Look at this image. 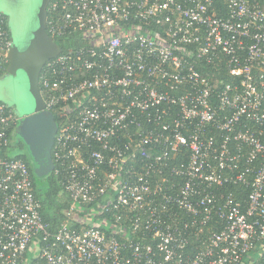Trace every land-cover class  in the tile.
<instances>
[{"label": "built area", "instance_id": "built-area-1", "mask_svg": "<svg viewBox=\"0 0 264 264\" xmlns=\"http://www.w3.org/2000/svg\"><path fill=\"white\" fill-rule=\"evenodd\" d=\"M215 1L49 0L68 205L42 219L0 100V264H264V0Z\"/></svg>", "mask_w": 264, "mask_h": 264}, {"label": "water", "instance_id": "water-1", "mask_svg": "<svg viewBox=\"0 0 264 264\" xmlns=\"http://www.w3.org/2000/svg\"><path fill=\"white\" fill-rule=\"evenodd\" d=\"M38 1L33 12V26L22 40L16 42L12 39L13 44L7 53L6 74L21 77L32 100L29 113L19 115L14 139L26 148L36 176L44 177L52 170L50 152L56 125L44 110L39 93V75L43 66L60 52V47L46 32L49 0Z\"/></svg>", "mask_w": 264, "mask_h": 264}, {"label": "rangeland", "instance_id": "rangeland-1", "mask_svg": "<svg viewBox=\"0 0 264 264\" xmlns=\"http://www.w3.org/2000/svg\"><path fill=\"white\" fill-rule=\"evenodd\" d=\"M36 6L37 0H0V11L4 12L7 16L10 14L13 21V41L22 40L26 36L28 29L33 26V12ZM2 77L0 78V100L8 104L16 115L23 116L28 114L32 108V100L26 91L23 79L19 76L7 79L5 74ZM19 152L20 150L15 148L11 151L10 155H15ZM22 153L27 155L24 149ZM32 168L36 176L34 166Z\"/></svg>", "mask_w": 264, "mask_h": 264}, {"label": "trees", "instance_id": "trees-1", "mask_svg": "<svg viewBox=\"0 0 264 264\" xmlns=\"http://www.w3.org/2000/svg\"><path fill=\"white\" fill-rule=\"evenodd\" d=\"M214 5L217 10H221L225 8V0H217L215 1ZM6 29L8 30L7 25H6ZM53 40L56 42L58 46H60V48L62 47V44L60 41H58L55 38H53ZM5 73L6 71L0 72V77L3 76ZM49 115L54 120L56 128H57V120L55 116L52 113H49ZM11 138H12L13 147L20 150V152L15 157L23 160L27 164L28 169L30 170L31 176L33 178L34 195L40 201V204H41L40 212H41L42 219L45 222H49V223L56 225L59 221L63 219L62 211L68 205V200L65 198V195L62 190V186L60 185L58 178L52 175L51 173L52 170L46 176L42 178L36 177L32 170L33 169L32 162L28 156V153L24 145L21 144L20 141L15 142L13 135L11 136ZM23 149L26 151L27 155L25 153H22ZM50 159H51V164H52V169H53L54 164L51 158V152H50Z\"/></svg>", "mask_w": 264, "mask_h": 264}, {"label": "flooded vegetation", "instance_id": "flooded-vegetation-1", "mask_svg": "<svg viewBox=\"0 0 264 264\" xmlns=\"http://www.w3.org/2000/svg\"><path fill=\"white\" fill-rule=\"evenodd\" d=\"M38 1V0H37ZM39 2V1H38ZM4 13V12H3ZM5 14V13H4ZM6 16V21H7V26H8V30H9V33H10V37H11V40L14 38V36H12L13 35V21H12V18H11V16H10V14H9V16H7V15H5ZM14 40V39H13ZM5 75H6V77H7V79H11V78H13V77H15V76H10V75H7L6 73H5ZM0 78H3L2 76L0 77ZM7 101H9V100H7ZM9 103L10 104H12L10 101H9ZM27 115V114H26ZM16 118H17V120L20 118V116L17 114L16 115ZM17 122V121H16ZM22 144V143H21ZM24 148V147H23ZM26 149V148H25ZM23 151V150H22Z\"/></svg>", "mask_w": 264, "mask_h": 264}]
</instances>
